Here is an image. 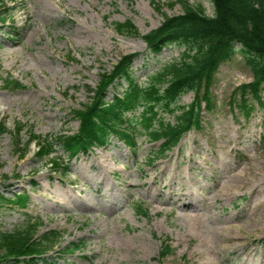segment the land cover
I'll return each instance as SVG.
<instances>
[{
	"label": "rangeland",
	"instance_id": "1",
	"mask_svg": "<svg viewBox=\"0 0 264 264\" xmlns=\"http://www.w3.org/2000/svg\"><path fill=\"white\" fill-rule=\"evenodd\" d=\"M171 1L155 0L158 11L153 0H0V196L29 195L24 208L0 199V233L37 222L34 239L45 243L56 232L49 264H264V86L263 104L246 96L247 119L239 89L254 77L240 49L216 73L201 128L166 157L156 158L162 142L146 137L134 152L113 140L73 160L58 143L78 132L74 110L91 103L101 74L123 56L139 53L140 84L180 60L182 45L153 54L141 37L183 13ZM189 1L214 14L209 0ZM128 20L141 36L115 31ZM11 79L21 86L8 89ZM125 88H111L107 100ZM30 132L54 144L51 156L26 146ZM70 244L81 250L60 256Z\"/></svg>",
	"mask_w": 264,
	"mask_h": 264
},
{
	"label": "trees",
	"instance_id": "2",
	"mask_svg": "<svg viewBox=\"0 0 264 264\" xmlns=\"http://www.w3.org/2000/svg\"><path fill=\"white\" fill-rule=\"evenodd\" d=\"M214 8L212 16L206 13L202 5H193L189 0H173L170 6L181 4L183 13L178 16H165L157 29L142 35L132 21L115 22L114 29L121 36H141L147 48L158 54L168 46L182 45L185 50L179 61L165 64L151 75L146 84H140L132 73V66L139 53L125 55L112 72L101 74L98 87L93 90L91 103L74 110V118L79 121L78 132L62 135L58 143L72 160L80 155H88L95 149L106 148L117 140L131 152L138 149L139 137L150 142H162L159 155L164 158L189 132L201 128L203 105L212 109L211 88L219 67L230 60L240 49L250 66L254 80L240 87L242 108L245 117L250 119L252 107H248L247 95L263 104L261 92L264 86V0H209ZM156 6L155 0H153ZM158 11L161 7L156 6ZM3 16L0 22H5ZM126 84L125 90L107 100L109 90ZM18 81L11 79L7 88H19ZM194 93L191 104L181 105V99ZM164 114L174 115L175 124L165 122ZM22 132L18 128L17 134ZM58 140V139H57ZM39 144L38 155L51 156L54 144L41 139L30 132L27 147ZM22 145V144H21ZM20 146V145H19ZM55 171L61 174L68 170L52 162ZM0 199L18 207H26L29 195L26 192L16 194L13 199ZM140 214L147 215L141 206ZM38 223L24 230L12 233H0V264H49V245L54 243L57 233H50L43 241H36L35 231ZM59 254L81 250L76 244H70ZM58 254V256H59ZM161 249V258L166 257Z\"/></svg>",
	"mask_w": 264,
	"mask_h": 264
},
{
	"label": "bare ground",
	"instance_id": "3",
	"mask_svg": "<svg viewBox=\"0 0 264 264\" xmlns=\"http://www.w3.org/2000/svg\"><path fill=\"white\" fill-rule=\"evenodd\" d=\"M187 207V206H186Z\"/></svg>",
	"mask_w": 264,
	"mask_h": 264
}]
</instances>
